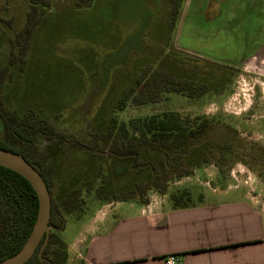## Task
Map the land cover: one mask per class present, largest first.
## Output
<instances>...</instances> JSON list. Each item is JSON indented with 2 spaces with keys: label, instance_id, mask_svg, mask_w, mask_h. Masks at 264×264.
Listing matches in <instances>:
<instances>
[{
  "label": "rangeland",
  "instance_id": "obj_1",
  "mask_svg": "<svg viewBox=\"0 0 264 264\" xmlns=\"http://www.w3.org/2000/svg\"><path fill=\"white\" fill-rule=\"evenodd\" d=\"M174 1L175 20L166 35L170 14L160 0H50L24 70L11 66L12 80L3 81L6 109L20 115L33 112L65 138L41 135L36 142L53 165L51 193L66 220L60 237L68 245L77 240V224L103 214V206L110 204L105 200L115 202L136 182L170 172L176 165L192 174L170 181L165 196L147 192L150 202L164 201L166 212L174 211L169 196L183 189L194 206L203 203L214 211L237 203L244 194L264 205V150L257 160L256 153L242 157L235 152H250L253 145L264 149V43L247 58H238L248 49H237L234 25H217L218 17L211 16L212 1L206 13L209 20L203 22L195 0L190 6L188 0ZM223 1L224 18L228 14L232 21L240 0ZM28 9V0H0V69L8 66L11 52L16 53L11 41L25 25ZM164 36L169 41L157 42ZM145 68L204 85L207 92L191 99L163 93L159 102L128 105L116 112L121 93ZM164 112L175 113L183 128L202 120L210 125L196 143L174 155L142 152L135 164L107 155L100 136L113 115L128 123ZM219 146H232L233 152L220 158L224 152L217 154ZM77 187L82 188V210L67 215L61 200ZM134 209L135 214L127 207L119 209L110 218L114 224L100 233L101 242L93 250L87 247L83 260L86 256L89 264H151L146 258L159 256L163 237L139 231L146 222L135 224L142 208ZM80 263L79 256L69 261Z\"/></svg>",
  "mask_w": 264,
  "mask_h": 264
},
{
  "label": "trees",
  "instance_id": "obj_2",
  "mask_svg": "<svg viewBox=\"0 0 264 264\" xmlns=\"http://www.w3.org/2000/svg\"><path fill=\"white\" fill-rule=\"evenodd\" d=\"M172 2L171 20L173 26L175 1L172 0ZM49 7L50 0H28L29 9L26 15V23L11 41V48L12 50L15 49L16 53L11 52L8 66L0 69V121L2 123L0 149L20 154L43 178L50 195L47 243L39 255L43 244L42 239L32 256L23 264H48L47 262L50 264H67L68 261V247L60 237V233L65 229L66 220L51 193L53 165L47 153L39 150L36 142L41 135L46 136L47 139H50L49 135L61 140L63 137L53 133L51 127L38 119L33 112L19 116L16 111L6 109L1 92L4 79L7 77L8 80H12L13 72L12 75H10L11 72L9 73L11 66L17 65L20 72L24 70L27 52L36 27L41 22L45 10ZM206 92L204 85H193L189 81L173 79L162 71H152L145 68L135 79V84L127 87L121 93L115 110L121 112L128 105L139 107L148 103L159 102L163 93L180 94L191 99L201 97ZM209 125L207 120H202L192 128H183L175 113L164 112L141 120H130L128 123L120 121L116 115H113L109 119L106 132L100 138L107 145L109 157L122 161V163L131 162V164H135L142 152H171L173 155L179 153L187 145L196 143L200 135L206 133ZM214 149H209V155H213L212 150ZM251 149L250 152H244L237 150L236 147L235 150L237 151L235 152L242 157L249 156V153H252L250 155L252 156L254 154L253 147ZM222 151L224 153L220 155V158H223L224 154L225 156L231 154L233 148L232 146H219L217 154ZM191 174V170L176 165L170 172L166 171L155 175L153 178L136 182L115 202H132L146 206L149 204L147 192L165 196L170 181L189 177ZM101 190L102 187H99L97 192ZM105 201L114 202L112 200ZM169 201L174 210L187 209L193 206L190 193L185 189L171 194ZM83 204L82 188H73L61 200V210L70 215L76 211L80 212ZM37 212L38 200L31 185L17 173L0 167V261L14 255L22 248L35 223Z\"/></svg>",
  "mask_w": 264,
  "mask_h": 264
},
{
  "label": "crops",
  "instance_id": "obj_3",
  "mask_svg": "<svg viewBox=\"0 0 264 264\" xmlns=\"http://www.w3.org/2000/svg\"><path fill=\"white\" fill-rule=\"evenodd\" d=\"M160 1L170 14L168 24H165L166 35H168L172 31L173 2L172 0ZM191 1H187L188 6L192 4ZM195 1L197 14L199 19L202 18V22L209 20L206 13L212 1L214 10H211V16L218 17L217 25L235 26L232 32L238 31V36L235 38L237 49L241 47L248 49L247 54L240 55L238 58H247L264 43V0H249V2L240 0L235 7L234 16L236 17L231 15L232 21L228 20V14L224 18L226 6L222 4L223 0ZM221 10L223 13L220 12ZM234 19L235 22H233ZM204 25H206L205 22ZM167 41L169 40L164 36L159 37L157 42L163 44ZM236 202L217 207L219 211L208 209L203 203L171 212L164 211V201L155 200L149 201L146 206L140 205L142 209L140 215L138 214L139 219L138 221L135 219L134 222L135 224L146 222V226L140 227L139 231L151 232L156 234L155 236L163 237L161 242L163 248L159 256L146 259H150L151 264H161V260L166 256L175 255L180 259L179 264H264V205L259 204L255 197L248 194H244L241 200ZM138 205L132 202L110 203L103 206L101 216L96 215L89 222L77 224V240L75 243L66 244L67 264L73 260L74 256H79L83 264L85 262L89 264L86 256L83 260L84 251L88 246L93 250L101 242L100 233L108 230L111 223L114 224L110 218L114 217L119 209L125 207L134 213L136 211L134 208ZM104 214L108 216V219L102 218ZM131 220L133 219H128V221Z\"/></svg>",
  "mask_w": 264,
  "mask_h": 264
},
{
  "label": "water",
  "instance_id": "obj_4",
  "mask_svg": "<svg viewBox=\"0 0 264 264\" xmlns=\"http://www.w3.org/2000/svg\"><path fill=\"white\" fill-rule=\"evenodd\" d=\"M0 167L22 176L33 188L38 200V212L32 230L22 248L14 255L0 261V264H23L34 253L40 241L45 247L49 235L50 195L43 178L20 154L0 149ZM42 261H46L41 259ZM50 264L49 262H47Z\"/></svg>",
  "mask_w": 264,
  "mask_h": 264
},
{
  "label": "built area",
  "instance_id": "obj_5",
  "mask_svg": "<svg viewBox=\"0 0 264 264\" xmlns=\"http://www.w3.org/2000/svg\"><path fill=\"white\" fill-rule=\"evenodd\" d=\"M180 259L175 255L166 256L161 260V264H179Z\"/></svg>",
  "mask_w": 264,
  "mask_h": 264
},
{
  "label": "flooded vegetation",
  "instance_id": "obj_6",
  "mask_svg": "<svg viewBox=\"0 0 264 264\" xmlns=\"http://www.w3.org/2000/svg\"><path fill=\"white\" fill-rule=\"evenodd\" d=\"M19 116H24V115H26V114H22V115H20V114H18ZM38 119H40L38 116H36ZM40 120H42V119H40ZM43 121V120H42ZM263 128H264V124H263ZM260 150H264V149H259V147H258V145H253V153H256V157H255V160H257L258 159V157H257V155H261L260 153Z\"/></svg>",
  "mask_w": 264,
  "mask_h": 264
}]
</instances>
